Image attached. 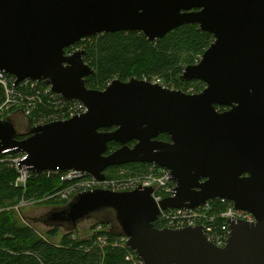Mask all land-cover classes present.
<instances>
[{
  "label": "water",
  "instance_id": "95a60500",
  "mask_svg": "<svg viewBox=\"0 0 264 264\" xmlns=\"http://www.w3.org/2000/svg\"><path fill=\"white\" fill-rule=\"evenodd\" d=\"M187 25L215 39L180 77L203 83L199 94L135 78L92 90L87 80L96 72L86 52L67 54L99 35L141 33L154 43ZM0 72L17 85L43 83L87 108L31 127L23 140L5 118L0 154H26L21 167L34 174L76 171L99 181L111 168L154 165L177 184L160 207L153 189L77 195L42 217L48 228L76 232L96 220L126 236L145 264H264V0H0ZM110 143L120 148L107 155ZM215 199L256 219L232 223L224 249L207 241L203 227H156L160 209H197Z\"/></svg>",
  "mask_w": 264,
  "mask_h": 264
},
{
  "label": "trees",
  "instance_id": "16d2710c",
  "mask_svg": "<svg viewBox=\"0 0 264 264\" xmlns=\"http://www.w3.org/2000/svg\"><path fill=\"white\" fill-rule=\"evenodd\" d=\"M214 40L211 34L201 31L198 25H187L154 43L141 33L99 35L68 49L67 54L75 50L86 52L84 61L96 72L95 76L87 80V87L92 90L104 91L114 80L126 83L135 78L151 83L159 80L167 87L185 92L194 88L193 94H198L205 89L203 83H182L180 77L187 67L200 61ZM5 100V92L0 87V106ZM45 108L39 105L40 116L55 111L53 107L50 110L47 106ZM17 109H12L5 118ZM220 111L224 112L225 108H220ZM32 122L30 119V127ZM159 140L170 142L167 135L160 136ZM119 148V144L110 143L107 155ZM145 167L140 164L115 167L109 169L107 175L114 178L122 169L142 173ZM16 178L15 170L0 163V264H127L125 250L114 247L102 250L94 246L93 240L79 237L77 231L65 232L58 244L54 240L60 236L61 229L53 228L46 238H42L32 227L22 225L12 208L23 199L42 200L50 197L59 190L60 183L59 179L48 178L46 174H33L27 191L23 192L15 188ZM44 205L65 207L59 200L46 201ZM156 227L160 228V225ZM108 236L112 241L120 237L111 230Z\"/></svg>",
  "mask_w": 264,
  "mask_h": 264
},
{
  "label": "built area",
  "instance_id": "2783aa9c",
  "mask_svg": "<svg viewBox=\"0 0 264 264\" xmlns=\"http://www.w3.org/2000/svg\"><path fill=\"white\" fill-rule=\"evenodd\" d=\"M16 82L15 77L0 72V87L3 88L6 96L5 102L0 106V122L14 108L20 109L29 120L32 119V127L44 126L54 122H65L87 113L84 104L65 100L62 96L54 93L51 87L43 83L26 80L17 85ZM156 83L169 89L159 80ZM39 105L45 110L46 106L48 110L53 107L55 111L46 116H40ZM26 158L27 155L20 151L9 150L0 154V163L17 172L14 186L23 192L27 191L31 175L34 174L28 168L21 167V163ZM120 172L121 174L114 178L108 177L106 174L104 181H99L89 174L76 171H48L42 173L43 175L46 174L48 178L59 179L60 183L59 190L50 197H46L44 201L59 200L68 204L77 195L96 190L123 193L138 189H153V199L160 207L163 200L172 198L175 195L177 184L166 169L146 165L142 173ZM23 200L20 205L14 207L15 211H20L26 205V201ZM241 222L254 224L256 219L248 212L237 210L234 204L226 199H215L197 209L168 211L160 209L156 225H160L159 229L161 230L174 231L203 227L207 241L218 249H224L231 237V224ZM109 233V227L97 223L93 227L91 235L84 239L93 240L94 246L102 250L108 247L125 250V262L127 264H145L137 253L128 247L129 239L126 236L118 237L112 241L108 236Z\"/></svg>",
  "mask_w": 264,
  "mask_h": 264
},
{
  "label": "rangeland",
  "instance_id": "374dc122",
  "mask_svg": "<svg viewBox=\"0 0 264 264\" xmlns=\"http://www.w3.org/2000/svg\"><path fill=\"white\" fill-rule=\"evenodd\" d=\"M169 89L178 90V89H175L174 87H169ZM180 91L185 92L182 89H180ZM186 93L193 94L194 88H190V90H188ZM9 116L12 119L13 123L16 125L17 130L20 134L25 135L29 132L30 120L24 116V113L20 109H17L14 113L10 114ZM120 171H126V170L122 169ZM120 171L116 173V176L121 174ZM45 199L46 198L42 200H37V199L23 200V201H26L25 203L26 205L22 209H20V211H15L13 209L16 212L19 222H21L22 225H28L29 227H32L42 238H46L48 232L53 228H48L45 224L41 222V219L42 217L47 215L49 212H51L53 209H56L52 206L44 205L46 202L44 201ZM21 202L18 205H20ZM64 204L65 206L67 205V203H64ZM97 223L98 222L96 220H88V221L82 222L79 225L78 230H77L78 236L81 238L90 236L92 233L93 227ZM65 232L67 231L61 229L60 236L56 238L54 242L59 244L60 239L62 238L63 235H65Z\"/></svg>",
  "mask_w": 264,
  "mask_h": 264
},
{
  "label": "flooded vegetation",
  "instance_id": "af4514ba",
  "mask_svg": "<svg viewBox=\"0 0 264 264\" xmlns=\"http://www.w3.org/2000/svg\"><path fill=\"white\" fill-rule=\"evenodd\" d=\"M225 110H226V109H225ZM16 128H17V127H16ZM19 134H20V133H19ZM27 134H28V133H27ZM25 135H26V134H25ZM25 135L20 134L21 137H23V136H25Z\"/></svg>",
  "mask_w": 264,
  "mask_h": 264
},
{
  "label": "bare ground",
  "instance_id": "6f19581e",
  "mask_svg": "<svg viewBox=\"0 0 264 264\" xmlns=\"http://www.w3.org/2000/svg\"><path fill=\"white\" fill-rule=\"evenodd\" d=\"M12 209H14V208H12Z\"/></svg>",
  "mask_w": 264,
  "mask_h": 264
}]
</instances>
